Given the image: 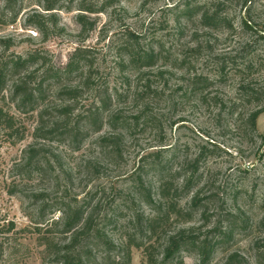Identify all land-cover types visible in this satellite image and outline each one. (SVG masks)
I'll list each match as a JSON object with an SVG mask.
<instances>
[{
	"label": "rangeland",
	"instance_id": "obj_1",
	"mask_svg": "<svg viewBox=\"0 0 264 264\" xmlns=\"http://www.w3.org/2000/svg\"><path fill=\"white\" fill-rule=\"evenodd\" d=\"M222 1L226 23L202 22L203 13H215ZM82 5L104 10L82 13L78 10ZM44 6V0H19L16 20L2 18L0 64L37 54L20 72H35L40 78L46 70L64 69L75 49H87L94 90L84 88L79 109L96 105L98 96L108 93L114 112L134 120L144 104L133 102V96L150 87L160 93L150 99L148 109L159 115V121L129 135L124 132L128 142L119 159H108L94 144L99 135L112 133L107 123L78 151L73 152L67 142L50 144L47 151L55 170L43 171L38 179L27 174L24 161V152L33 142L36 115L19 114L12 99L15 78L9 76L0 92V108L19 116L26 129L22 140H8L0 127V264H57L37 240L39 217L31 196L42 189H49L52 199L64 194L71 201L86 198L87 213L96 208L97 225L116 247L111 253L100 245L93 249L104 264H123L127 253L128 264H161L168 237L182 229L202 241L231 230L230 239L214 248L208 264H223L232 253L241 255L245 264H264V112L255 129L248 127V116L264 109V40L258 38L264 31V0L60 1L46 35L28 21L35 15L46 17ZM185 6L203 11L178 18ZM3 7L0 0V14ZM125 45L158 51L154 66H129ZM195 76L211 82L202 101L183 96ZM245 91L254 96L244 98ZM152 154L156 161L171 157V175L179 181L190 173L191 163L197 167L200 182L195 189L212 196L206 219L201 210L186 215L188 193L178 200L176 212L162 215L134 198L131 174L145 165L141 157ZM97 159L104 165L93 173L89 167ZM153 198L159 201L156 192ZM151 217L157 224L149 232L146 223ZM9 222L15 228L6 233ZM51 232L56 241L69 237L61 234L60 225ZM164 264H200V259L192 248H185Z\"/></svg>",
	"mask_w": 264,
	"mask_h": 264
},
{
	"label": "trees",
	"instance_id": "obj_2",
	"mask_svg": "<svg viewBox=\"0 0 264 264\" xmlns=\"http://www.w3.org/2000/svg\"><path fill=\"white\" fill-rule=\"evenodd\" d=\"M45 6L43 12L47 15H35L29 18V23L36 25L41 34L46 35L49 32L48 21L55 17L54 11L59 9V2L67 0H44ZM113 0H107V2ZM19 0H4V7L0 14V22L4 16H9L13 23L17 16L15 9ZM224 1L220 3L215 13H203L202 22L207 25L215 23L216 25L226 23L223 17ZM246 4V3H245ZM82 13L100 14L104 9H97L94 5H82L78 9ZM203 9L196 6H185L178 11V18H189L191 15H198ZM6 13V14H5ZM50 19V20H49ZM81 22L83 18L79 19ZM246 22H244V26ZM259 40H264V31H260ZM163 48L161 47L160 50ZM89 50L77 48L74 50L68 65L64 69H50L41 74L40 78L35 72L27 70L20 71L33 62L37 54L28 56L27 59L18 57L15 60L0 64V92L8 77H14L15 81L12 87V99L16 103V108L21 115H36V125L33 128V142L29 144L24 152L25 171L29 176L36 174L39 179L43 171L55 170V162L48 154L47 146L50 144H68L70 149L75 152L90 135L100 134L105 123L111 126L112 133L109 135H99L94 144L108 159H119L123 156L122 147L126 146L128 137L125 136L135 133V130H144L148 126L157 123L158 114L149 111L151 98L160 97V93L153 92L150 87H146L139 95L133 96V102L140 101L144 104L139 111L140 116L134 120L120 118L112 108V98L107 93L106 97L98 96L95 104H86L84 109H79L80 98L84 88L94 90L91 83L93 68L88 60ZM129 66L152 68L157 60L158 51L153 49H137L134 45H125L123 49ZM161 52V51H160ZM160 55V54H159ZM182 62V59L179 61ZM161 76L164 73H160ZM76 80H80L79 83ZM84 80V83H80ZM211 85L209 78L198 76L187 86L184 97L195 99L196 101L205 99L204 91ZM98 90L99 87H98ZM251 93L244 92L243 97L250 99ZM257 96V95H256ZM262 96V95H261ZM257 98V97H256ZM148 110V111H147ZM262 110H256L248 116V127L256 128L257 120ZM107 116V117H105ZM0 127L5 131L8 140L16 137V140H22L25 134V127L21 119L6 112L0 108ZM72 146V148H71ZM155 154L141 157L145 165L139 166L131 175L130 191L134 198H138L147 206L157 208L159 215L170 211L176 212L178 200L185 193L191 194L189 208L186 209V215L191 216L195 210H201V217L207 218L208 207L212 204V196H204L202 189H195L198 184L199 175L197 167L191 163L188 166L190 173L179 179L171 174V157H162L158 161L154 160ZM151 158V159H149ZM160 158V157H158ZM103 162L97 159L90 170L98 173L103 168ZM156 172V173H155ZM156 175L153 179L149 174ZM157 193L159 201H155L153 193ZM52 192V191H51ZM49 189H42L35 192L31 199L37 204L38 220L35 224L37 240L39 246L46 248L54 262L57 264H104V259L100 261L92 252L97 246L107 249L106 253L116 249L114 243L103 232V227L96 223L94 218L95 209L87 213L86 207L89 201L83 199L82 202L71 201L67 196L61 195L57 198H50ZM225 205V201H221ZM56 214L58 216H56ZM160 221V220H159ZM147 231H152L157 222L151 217L146 223ZM62 226L63 235H68L64 241H56L52 229L56 226ZM15 228L13 222L5 226V232H12ZM231 237V230L226 231L219 238H210L199 240L193 237V233L187 229H182L178 233L168 237L166 247L163 249L162 263L172 259L182 249L192 248L198 253L200 264H208L213 254L214 248ZM90 240L91 242H87ZM111 249V250H110ZM1 255V251H0ZM264 260V253H262ZM129 255H124L123 264H128ZM151 264H155L151 262ZM223 264H245L243 257L238 253L230 254Z\"/></svg>",
	"mask_w": 264,
	"mask_h": 264
},
{
	"label": "built area",
	"instance_id": "obj_3",
	"mask_svg": "<svg viewBox=\"0 0 264 264\" xmlns=\"http://www.w3.org/2000/svg\"><path fill=\"white\" fill-rule=\"evenodd\" d=\"M30 34H31L32 36H36V35H37V33H36V32H33V31H30Z\"/></svg>",
	"mask_w": 264,
	"mask_h": 264
}]
</instances>
